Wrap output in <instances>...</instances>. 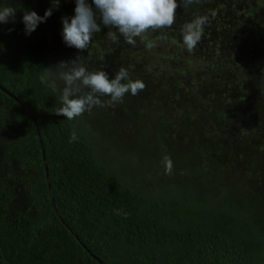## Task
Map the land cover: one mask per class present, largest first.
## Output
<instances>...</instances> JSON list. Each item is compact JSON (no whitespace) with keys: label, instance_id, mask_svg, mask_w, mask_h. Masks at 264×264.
Wrapping results in <instances>:
<instances>
[{"label":"trees","instance_id":"obj_1","mask_svg":"<svg viewBox=\"0 0 264 264\" xmlns=\"http://www.w3.org/2000/svg\"><path fill=\"white\" fill-rule=\"evenodd\" d=\"M203 1L195 3L196 10ZM6 6L17 11L13 22L0 24V135L10 136L0 137V264H101L99 260L105 264H264V150L257 151L250 142L259 125L255 112L215 104L217 117L230 116L240 128L231 140L214 138L216 148L193 146L199 140L186 132L183 123L174 128L180 111L170 109L160 111L157 120L145 119L144 131H138L139 158L122 151L120 145L104 147L103 139L110 136L111 140L110 131L102 128L106 136L91 137L85 113L73 120L55 114L62 106L60 93L41 83L40 77L51 68L58 9L25 35L24 11L43 16L52 7L51 0H0V8ZM243 7V15H234L235 27L238 35L249 38L245 50L250 55L240 53L228 60L227 66L236 71L224 72L227 80L238 74L249 87L264 83V66L259 63L264 61V0H244ZM172 30V34L164 29L150 32L149 38L165 44L179 31L178 27ZM98 38L91 42L96 45ZM169 55L174 53L164 52V73L147 67L148 76L134 72L133 80L147 84L157 75V80L162 76L160 89L170 84L182 87L179 72L167 74L179 59ZM206 55L201 66L195 64L190 84H196L193 75L200 70L203 79L221 77L220 65ZM186 61L191 64L194 58L187 56ZM5 90L33 111L39 136L28 109ZM138 99H130L137 113ZM188 116L190 121L196 118ZM147 127L152 128L151 135ZM73 130L78 140L69 142ZM128 131L121 129L124 136ZM176 135L179 143L172 144ZM165 156L173 164L170 174L165 172Z\"/></svg>","mask_w":264,"mask_h":264},{"label":"rangeland","instance_id":"obj_2","mask_svg":"<svg viewBox=\"0 0 264 264\" xmlns=\"http://www.w3.org/2000/svg\"><path fill=\"white\" fill-rule=\"evenodd\" d=\"M31 1L35 2L36 0ZM87 2L91 4L92 0H87ZM196 4L187 9H182L181 7L176 9V23L172 26L171 31L164 29L167 30L164 32L172 34V29L176 30V27H178L179 31L174 35V38L166 39L165 44L161 40H156V47L149 50L143 49L138 40L135 46L127 44L122 37L119 38L118 43H113L106 35L109 29L101 24L100 33L93 35L94 39L95 36H98L99 41L96 45L92 42L90 43L89 46L92 47L93 44V47L89 53L88 49L80 52L74 47H67L63 42L61 35V17H72L74 15L75 1L60 0L58 8V13L60 14L59 26L54 30L51 37V68H54L59 62L72 61L79 55V61L81 59L88 61L87 63L84 62L85 65L79 63L85 66L90 72L102 70L107 72L109 79H111L120 67H125L128 69L130 78L133 80L134 72H138L139 75L142 76H148V68L156 70V73H159V71L164 73V70L161 69V64L167 62V59L163 58L164 52L174 53V55H169L171 58H179L176 64L170 61V63H174L176 68L173 70L171 69L167 74L170 73V76L171 74L174 76L176 74L175 72H179L177 73V77H179V81L181 85H183L182 87L178 88L174 86L175 84H170L168 89H160L163 85L160 79L162 76H158L159 79L157 80V78H155L157 77L156 75L150 80L151 83L145 84L144 90L139 92L138 95L132 96L131 94H126L123 98V102L115 104L114 106L109 105V97H101L105 106L93 107L90 112H85V115L83 114L85 120H87L86 127L91 137H100V139H102L106 136L103 133H108L105 130L107 129L110 131L111 140L108 139L110 136L104 138V147H107L109 143L114 147L120 145L122 151H126V153L133 158H139L140 154L138 152L142 149V146L140 145L138 131H144L148 117H154L156 119V117L161 116L160 111L166 112L170 109L171 113H179L180 111V117L172 123L174 128H179V126L182 127L181 123H183V128H187L186 132L188 134H194L195 138L199 140V142L193 146L203 149V145L207 147L209 145L211 148H216L217 144L212 143L214 138L221 139L222 141L231 140L236 137L235 133L240 129L238 128L237 122L231 121L230 116L226 119L216 116L213 106L219 103V105L224 104L230 108L233 106H239L241 109L249 108L255 112V121L258 122L259 125L257 127L256 137H253L254 139L251 138L250 142L252 147L257 151L264 150V128L262 126L264 122V115L262 114L264 111V94L261 93V90H264V83L258 81L256 85L252 84L248 87L247 84L245 86L244 81L242 83L240 82L242 78L238 74L236 77L232 76L231 80H227L226 72H224L225 70L236 71V69L227 66L228 60L239 57L240 53L250 55L245 50L246 46L250 43L249 38L238 35V30L235 27L234 15L237 12L239 14L236 15H243L241 12L244 8V0H204L202 4L203 7L200 10H196ZM93 9L95 10L94 5ZM177 12H182L183 15ZM196 16H206L207 23L204 26L201 40L194 51L189 53L183 45V26L181 23L183 22L184 25H186ZM178 21H180V25ZM97 22L100 23L99 20ZM251 24H255L254 20L251 21ZM162 46L164 48L160 50ZM142 51L144 52L143 54H141ZM154 51H156L157 54L154 53ZM206 54L211 55L212 61H214L216 65H220V72H218V74L221 73V77L206 80L201 77L204 72L200 70L196 71L193 75L196 79V84H190L189 79L192 77V72L195 71V64L201 66L204 63L203 59H206ZM187 56L189 59L194 58V62L190 61L191 64L186 61L190 66L184 62V58ZM87 57L89 58L87 59ZM162 59L165 60L163 61ZM259 63L264 66V61ZM68 67L70 68L72 65ZM191 69H193V71H191ZM67 70V68L59 67L53 69L54 72ZM172 71L173 73H171ZM255 79V76L250 78V80H252L251 82H254ZM261 79L264 81V75H262ZM57 84L60 88L63 87L62 81L57 80ZM245 95H247L248 100L254 99L253 102L248 103V100L246 101L247 98L244 99ZM134 97H139L138 101L141 105V110L138 111V113L132 107L134 101H130V99ZM204 102L208 104V108L201 107V103ZM98 113H100L102 117L99 118ZM149 113L152 114L149 116ZM189 114H194L196 118L190 121L188 119ZM166 115H168V113ZM109 129H113V131ZM121 129L129 130L128 134L124 136ZM146 131L150 134L153 130L151 127H147ZM171 131L172 129L167 130V133ZM0 137L6 139L10 136L9 134H1ZM177 138V135L175 138L171 137L172 140L170 142L172 144H178L179 138ZM0 143L2 144L3 142L0 140ZM244 144L245 143L242 145ZM248 167L249 165H247V168ZM178 175L179 173L175 172L176 178ZM182 178L184 179V174H182ZM153 181L156 182V179Z\"/></svg>","mask_w":264,"mask_h":264},{"label":"clouds","instance_id":"obj_3","mask_svg":"<svg viewBox=\"0 0 264 264\" xmlns=\"http://www.w3.org/2000/svg\"><path fill=\"white\" fill-rule=\"evenodd\" d=\"M52 7L46 9L43 16L35 11H24L22 23L25 35H30L40 23L46 22L54 8L58 9L60 0H51ZM199 0H75L74 15L61 17L62 38L67 47H74L80 52L86 51L93 35L100 33L101 24L108 28L106 35L113 43L119 38L132 46L137 38L146 49L156 47V41L149 38L150 32L170 29L176 23V9H187ZM95 6V10L93 9ZM17 9L11 6L0 8V24L15 20ZM100 21L98 23L97 21ZM206 16H196L183 28L182 41L186 50L191 53L201 40ZM80 56L69 62H59L54 68H48L47 74L40 77L41 83L59 91L62 106L55 112L68 120L90 112L93 107L105 106L101 97H109V105L123 102L126 94L136 96L143 91L145 84L141 80H132L127 68L120 67L114 77L109 79L105 71L90 72L79 63ZM72 65V67H68ZM67 68V71H53L56 68ZM57 80L63 82L60 88ZM86 90V91H85ZM78 140L73 130L70 141ZM165 172L170 174L173 168L169 157H164Z\"/></svg>","mask_w":264,"mask_h":264},{"label":"water","instance_id":"obj_4","mask_svg":"<svg viewBox=\"0 0 264 264\" xmlns=\"http://www.w3.org/2000/svg\"><path fill=\"white\" fill-rule=\"evenodd\" d=\"M0 87H1V86H0ZM1 88H2V87H1ZM2 89H3V88H2ZM5 91H6V90H5ZM6 92H8V91H6ZM8 94H9L10 96L14 97V98H15L20 104L25 105V104L22 103L19 99H17L15 96H13L12 93L8 92ZM25 107L28 109L29 113L31 114V116H32V118H33V120H34V122H35V125H36V128H37V132H38V136H39V129H38V125L36 124V119H35L34 113H33V111H32L27 105H25ZM46 175H47V178H48L49 189H50V181H49V176H48V170H47V167H46ZM50 193H51V191H50ZM51 200H52V203H53V205H54V207H55V209H56V206H55V203H54V199H53L52 193H51ZM56 210H57V209H56ZM57 211H58V210H57ZM71 232L73 233L72 230H71ZM90 254H91L94 258H96V256H95L93 253L90 252ZM99 262H100L101 264H105V263L102 262L101 260H99Z\"/></svg>","mask_w":264,"mask_h":264}]
</instances>
